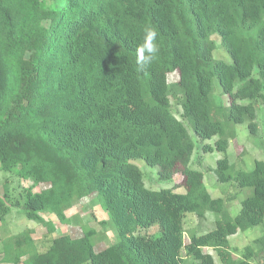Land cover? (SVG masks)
<instances>
[{"label":"trees","instance_id":"trees-1","mask_svg":"<svg viewBox=\"0 0 264 264\" xmlns=\"http://www.w3.org/2000/svg\"><path fill=\"white\" fill-rule=\"evenodd\" d=\"M146 26L158 52L140 64ZM215 34L231 61L213 59ZM173 102L202 151L221 153L206 170L242 189L235 216V194L212 197L190 166L202 155ZM245 121L263 153L250 170L225 153ZM135 158L157 165L160 181L180 179L150 189ZM0 171L33 181L14 191L6 179L1 223L16 208L49 235L43 214L69 223L66 210L95 195L119 235L97 248L96 230L80 224L81 235H51L39 249L24 229L3 240L8 264H264V0H0ZM208 212L206 232L199 222L185 229L188 213ZM153 224L159 234L143 232ZM258 225L235 254L228 237Z\"/></svg>","mask_w":264,"mask_h":264},{"label":"rangeland","instance_id":"rangeland-1","mask_svg":"<svg viewBox=\"0 0 264 264\" xmlns=\"http://www.w3.org/2000/svg\"><path fill=\"white\" fill-rule=\"evenodd\" d=\"M216 40L217 46L213 50V59H222L227 62L231 61L230 56L225 51V49L220 45L219 37L217 34L212 36ZM177 80L176 74H170L168 81L174 82ZM214 93L218 92L217 81L213 80ZM215 93V94H216ZM226 103V102H224ZM171 111L175 117L182 120V123L186 127L189 136L195 143L193 155L201 154L202 159L198 161L197 164L190 162V166L197 170H200L204 173V184L212 197H228L229 195L235 194V198L232 199L231 205L229 207L230 216H235L240 208V200L244 197L242 189L235 186L232 182H219L216 180L215 173L210 170L207 171L206 167L211 168L215 167V161L221 157V153L217 152L215 149L211 152H203L201 149L202 143L197 139L191 125L181 117V107L179 104L174 102L171 104ZM256 121L258 124V132L263 130L262 122V110H257ZM236 137L233 140H229L228 147L226 149V155L228 156L229 162L234 164L236 169L250 170L254 166V159H260L263 157L260 146V134L250 135L247 129V122L236 124ZM217 138L216 136L205 140L204 143L213 145V142ZM256 141L259 143V146L256 144ZM240 153V154H239ZM132 162L137 165L143 174V182L146 187L150 189H158L160 187L171 188L175 182H178L180 179L179 175H176L171 181L164 182L158 179L157 174V165H151L146 163L142 158L132 159ZM10 186V189L16 190L21 186H28L33 183L30 179H20V185H17V177L12 176L10 178L8 173L0 171V194L2 193V186L6 182ZM176 179V180H175ZM41 189V185L34 187L35 191ZM183 187L175 189V192H183ZM246 192L249 193V189H246ZM66 216L70 219L69 223H61L54 214H43V217L46 221L52 222L54 225V231L49 235L46 234L47 226L43 223H37L31 220H28L22 213H20L16 208H12L9 214L5 217V222H0V264H8L5 261L1 260L3 255V240L11 235H14L24 229H31V237L34 239L35 244L39 249H44L48 243V237L57 236L60 234H70L72 236L81 235L80 224H83L87 227H92L97 232V248H102L108 244L113 243L115 240L119 239L117 231L110 227L109 224L103 223L108 219V213L98 202L97 197L88 196L84 199H81L78 203L74 204L71 208L66 210ZM213 220V213H206L205 220H198L196 216L192 213H188L184 220V227L186 230L192 229L198 222L200 223L199 231L206 232L211 227V221ZM263 227L262 225L254 226L245 230L243 232L238 231L234 235L228 237L230 242V247L232 251L240 255L243 247L246 244H250L252 239L260 235ZM149 234L157 235L159 234L157 224L151 225L149 228L143 230ZM207 252L214 253L210 248L204 249ZM264 258V254L258 258L260 261ZM216 263H219L216 258ZM10 264V263H9ZM87 264V263H86Z\"/></svg>","mask_w":264,"mask_h":264},{"label":"clouds","instance_id":"clouds-1","mask_svg":"<svg viewBox=\"0 0 264 264\" xmlns=\"http://www.w3.org/2000/svg\"><path fill=\"white\" fill-rule=\"evenodd\" d=\"M144 33V42L137 50V62L140 64L150 63L158 52V46L156 44L157 33L155 30L146 26Z\"/></svg>","mask_w":264,"mask_h":264}]
</instances>
